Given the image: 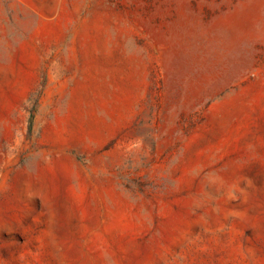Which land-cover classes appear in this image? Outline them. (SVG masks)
Here are the masks:
<instances>
[{"label": "rangeland", "instance_id": "obj_1", "mask_svg": "<svg viewBox=\"0 0 264 264\" xmlns=\"http://www.w3.org/2000/svg\"><path fill=\"white\" fill-rule=\"evenodd\" d=\"M0 264H264V0H0Z\"/></svg>", "mask_w": 264, "mask_h": 264}]
</instances>
